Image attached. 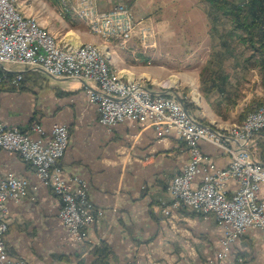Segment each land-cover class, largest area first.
I'll use <instances>...</instances> for the list:
<instances>
[{
    "label": "crops",
    "instance_id": "obj_1",
    "mask_svg": "<svg viewBox=\"0 0 264 264\" xmlns=\"http://www.w3.org/2000/svg\"><path fill=\"white\" fill-rule=\"evenodd\" d=\"M119 1L129 4L131 0H100V6L109 10ZM210 6L212 14H222ZM70 23L75 28L71 31L81 39L77 37L76 41L103 45L104 40L91 33L83 21ZM45 27L47 33L60 38L62 30ZM232 30L228 33L231 37L236 33L233 25ZM213 34L212 38L218 37ZM224 42L225 39L221 40V44ZM118 47L116 43L109 45L111 68L122 76L128 72L132 75L129 77L131 81L142 80L137 77L143 73H139V69L123 68L129 63L130 68L136 67L131 56L138 52L137 44H129L124 51ZM249 50L245 53L246 60H262L261 51L256 48V52L251 47ZM220 66L211 68L214 78L210 92L216 88L228 94L232 91L228 87L231 71ZM161 67L163 69H152L153 75L161 77L172 71L166 64ZM18 69L27 72L28 80L35 73L45 75L27 67ZM195 74L189 70L180 72L184 82H192L194 90L200 93V103L195 99L198 104L192 101L194 104L188 105L190 110L193 108L191 112L204 124H237L221 118L211 105L210 95L207 98L201 94ZM141 77L159 82L150 72ZM50 78L55 80L50 84L55 90L51 89L44 97L37 91L0 92L2 119L10 126H29L35 112L31 107L38 98L39 102L42 101L44 116L36 122L41 123L48 133L55 123L68 125L69 146L59 164L67 179L79 177L86 181L89 198L103 210V215L88 227L85 242L72 240L59 218V198L39 179L31 164L20 155L0 148V181L9 171L29 181L27 197L20 203L7 202L10 214L6 241L12 255L28 260L30 264H242L240 258L244 259L243 264H264V232L261 229L249 227L239 240L232 243L228 256L220 260L224 234L214 215H199L188 208H171L169 215L162 211L174 200L170 183L190 158L184 141L176 136L161 138L156 127L148 122L128 120L108 131L99 122L97 106L86 95L85 81ZM149 85L159 87L154 82ZM193 94L189 97L195 98ZM213 127L218 130V126ZM258 141L261 147L264 146V134ZM200 147L217 167L229 165L230 156L221 148L204 140L200 141ZM257 157L264 160L258 152Z\"/></svg>",
    "mask_w": 264,
    "mask_h": 264
},
{
    "label": "built area",
    "instance_id": "obj_2",
    "mask_svg": "<svg viewBox=\"0 0 264 264\" xmlns=\"http://www.w3.org/2000/svg\"><path fill=\"white\" fill-rule=\"evenodd\" d=\"M65 11L75 12L86 20L89 31L111 33L117 45L125 47L141 34L147 42L154 33L137 21L130 5L119 1L103 10L100 0H64ZM67 1H74L70 7ZM139 30V31H138ZM9 65L41 71L53 78L85 81L86 95L97 106L99 122L112 131L124 121L148 122L161 138L176 136L188 147L190 158L170 183L171 205L162 208H188L199 215H214L223 230L219 259L228 256L231 245L251 226L264 232V161L257 157L258 140L264 134V101L238 124L236 131L216 133L205 127L188 108L194 104L179 91L164 86L126 85L110 77L98 50L76 52L58 48L47 36H41L31 21L17 18L15 2L0 0V83L19 86L23 71ZM68 125L55 123L48 133L41 123L27 127L7 125L0 113V148L16 153L31 164L39 179L59 198V218L72 240L83 243L87 229L96 223L103 210L90 200L84 179H67L59 162L69 146ZM221 148L230 163L219 168L203 152L200 141ZM29 193V181L9 171L0 181V264H30L15 257L8 249L9 200L20 203ZM244 263V259H239ZM127 264V263H126Z\"/></svg>",
    "mask_w": 264,
    "mask_h": 264
},
{
    "label": "rangeland",
    "instance_id": "obj_3",
    "mask_svg": "<svg viewBox=\"0 0 264 264\" xmlns=\"http://www.w3.org/2000/svg\"><path fill=\"white\" fill-rule=\"evenodd\" d=\"M227 1L232 4L247 5L252 0ZM12 2H15V7L25 17L35 18L45 32L46 30L43 26L48 28L54 26L62 30L60 38H55V36L46 32L59 44L67 43L73 47L81 45L100 47L106 55H109H107L106 62L110 64V71L116 73L125 81H131L129 77H132V75L128 72H124L122 76L120 72L111 68L109 45L111 43L117 44V40L106 39L102 35L93 33L92 31L90 32L104 40L103 45L92 44L91 42V44H85L75 40V38L77 39L78 37L80 39V37L71 31L75 28L70 22L74 21V24H76L82 20L73 10L65 11L64 0H12ZM210 2V0H131L129 5L136 20L142 22L141 25L151 27L154 33L145 43L142 41L141 34L137 33L125 47L119 46L118 49L124 51L127 50L126 48H128L129 44H137L138 52L134 56H131V62L136 67L130 68L129 65L131 63H129V65H124L123 68L131 69V71L139 69V73L143 72L142 75L150 72L159 82H155L150 77V79L141 77L142 75L137 76L142 78V80H133L148 85L150 82H154L158 86H164V88L170 91H179L183 96H187L188 99L198 104L195 99H200L199 91L194 90L195 86L192 82L189 84L184 82L183 77L180 75V72H184L185 70L197 73L195 74V78L197 79V85H199L201 94H205L207 98L210 95V99L213 100L211 101V105L219 112L221 118L237 123L228 125L229 131H236L238 124L242 123L248 114L257 109L264 101L262 60L245 59L247 55L245 53L250 51L249 47L254 48L257 52L256 47L260 49L262 46L260 43H257L254 47L251 44L247 45L245 40H242L243 36H245L242 30L235 31L236 33L232 37L229 36V31L231 33L233 31L231 20L220 13L215 12L212 14ZM73 3L74 1H67L69 7ZM216 14L218 15V19H215ZM66 24L72 26L67 25L69 26L67 27L65 26ZM71 34H74V36H71ZM212 34L218 37L212 38ZM240 36H242V39H239ZM221 38L225 39L224 43L227 46L221 44V40H224ZM105 45L106 47H103ZM135 57L138 59H135ZM162 64L169 66L172 71L166 72L161 77L153 75L152 69H163L161 67ZM220 65L231 71V83L228 87L232 91H229L228 94L221 93L216 88H212L210 92L212 79L214 78L212 73H210L211 68L216 69ZM8 66L16 69L14 71L19 70L17 65L8 64ZM29 80L26 83L27 88L20 91L33 93L37 91L38 93L40 92L41 97H44L51 89L55 90L50 87V84L55 82V80L46 74L41 76L40 73H35ZM11 90L15 91L14 89ZM193 90L194 94L192 93ZM207 90H209L210 94L207 93ZM191 93L195 98L189 97L192 95ZM35 102V106L31 107V110H35L32 119L38 121L37 119H42L44 116V108L41 107L42 101L39 102L38 98ZM205 125H208L205 127L212 130L226 133V126ZM213 126H218V130L214 129ZM256 149L264 158V146L261 147L259 141Z\"/></svg>",
    "mask_w": 264,
    "mask_h": 264
},
{
    "label": "trees",
    "instance_id": "obj_4",
    "mask_svg": "<svg viewBox=\"0 0 264 264\" xmlns=\"http://www.w3.org/2000/svg\"><path fill=\"white\" fill-rule=\"evenodd\" d=\"M210 1L211 5L231 20L235 31L242 30L245 33L243 39L247 45L251 44V46L254 47L257 43L261 44L262 47L260 49L258 47L256 48L263 54L261 68L264 72V0H252L247 5L232 4L227 0ZM26 74L27 72H24L23 80L19 86L0 83V92L11 89L25 90L28 81V76ZM35 122L36 121L32 119L30 124Z\"/></svg>",
    "mask_w": 264,
    "mask_h": 264
},
{
    "label": "bare ground",
    "instance_id": "obj_5",
    "mask_svg": "<svg viewBox=\"0 0 264 264\" xmlns=\"http://www.w3.org/2000/svg\"><path fill=\"white\" fill-rule=\"evenodd\" d=\"M16 8V7H15ZM17 10V8H16ZM65 12V11H64ZM78 17L80 19H82V21L85 23L86 25V20L85 18H83L82 16ZM17 18H20L23 21H31L32 26L36 27V29L39 31V33L41 34V36H47L51 41H54L56 44H58V48H62L65 50H72V51H76V52H85V51H90V50H98L101 53V60L103 62V66L106 67L107 72L109 73L110 77H114V79L119 80L120 82H124V84L126 85H132V86H140V85H144L142 82L133 80V81H125L124 79H122L121 77H119V75H117L116 73H113L112 71H110V64L107 61L108 56L105 54L104 51H102V49L100 47H95V46H90V45H81L79 47H73L71 44H59L53 37L49 36L41 27L40 25L37 23V21L35 20V18H31V17H25L23 14H21L18 10H17ZM93 33H97L99 35H102L104 38L106 39H115L111 37V33L108 32H99V31H92ZM74 36V34H71V36ZM65 39V38H64ZM67 40V39H66ZM116 40V39H115ZM64 41V40H63ZM126 76V74H125ZM207 128V127H206ZM211 129V128H209ZM212 130V129H211ZM216 133H220L218 131L212 130Z\"/></svg>",
    "mask_w": 264,
    "mask_h": 264
}]
</instances>
